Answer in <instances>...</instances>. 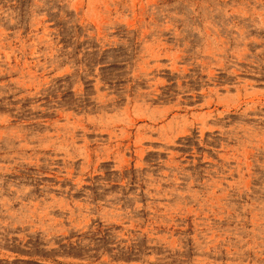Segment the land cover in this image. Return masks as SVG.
<instances>
[{"label":"rangeland","instance_id":"rangeland-1","mask_svg":"<svg viewBox=\"0 0 264 264\" xmlns=\"http://www.w3.org/2000/svg\"><path fill=\"white\" fill-rule=\"evenodd\" d=\"M0 264H264V0H0Z\"/></svg>","mask_w":264,"mask_h":264}]
</instances>
